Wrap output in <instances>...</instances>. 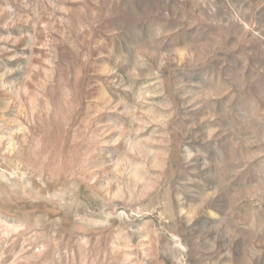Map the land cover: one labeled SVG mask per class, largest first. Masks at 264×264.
Returning a JSON list of instances; mask_svg holds the SVG:
<instances>
[{"label": "rangeland", "instance_id": "obj_1", "mask_svg": "<svg viewBox=\"0 0 264 264\" xmlns=\"http://www.w3.org/2000/svg\"><path fill=\"white\" fill-rule=\"evenodd\" d=\"M0 264H264V0H0Z\"/></svg>", "mask_w": 264, "mask_h": 264}]
</instances>
